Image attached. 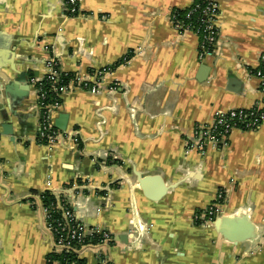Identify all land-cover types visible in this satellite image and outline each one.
<instances>
[{
    "label": "crops",
    "instance_id": "obj_1",
    "mask_svg": "<svg viewBox=\"0 0 264 264\" xmlns=\"http://www.w3.org/2000/svg\"><path fill=\"white\" fill-rule=\"evenodd\" d=\"M194 2L82 0L68 17L64 0H0V124L12 125V135L0 125V264H61L44 191L112 235L80 249L82 264H264V128L236 129L205 154L189 143L217 111L264 108L255 74L264 70V0H220L216 51L204 61L198 36L170 20ZM51 56L85 78L113 67L99 92L63 96L54 147L41 142L30 82ZM220 189L215 220L196 222ZM243 215L252 237L218 230L220 217ZM246 226L226 229L240 237Z\"/></svg>",
    "mask_w": 264,
    "mask_h": 264
},
{
    "label": "built area",
    "instance_id": "obj_2",
    "mask_svg": "<svg viewBox=\"0 0 264 264\" xmlns=\"http://www.w3.org/2000/svg\"><path fill=\"white\" fill-rule=\"evenodd\" d=\"M82 0H64L67 7V16L75 17L81 13ZM220 16V0H195L193 5L180 13L175 9L170 14V20L176 30L182 34L194 33L198 36V58L206 60L216 51L218 41L217 22ZM126 60H128L126 58ZM264 63V55L261 56ZM113 67L108 66L96 70L85 78L79 74L62 71L59 61L51 56L45 65V73L30 78L31 85L36 89L40 108V138L42 143L54 147L64 138L62 131L56 126L55 114L62 107V98L65 94L77 89H85L91 93L99 92L103 77L110 73ZM262 80L264 91V70L260 68L255 73ZM53 98L48 100V95ZM264 128V108L252 107L249 109H229L215 113L210 123L196 126L194 135L190 139V147L205 154L208 146L224 148L229 144L232 131L236 129L255 131ZM226 202V192L218 191L216 200L212 205L195 214L196 222L202 224L212 223L221 205ZM61 217L53 215L50 208L43 207L45 222L54 239L55 254L74 252L87 246L109 243L112 235L99 228L89 229L79 221L68 207H60ZM94 241V242H93ZM102 264H108L103 260Z\"/></svg>",
    "mask_w": 264,
    "mask_h": 264
},
{
    "label": "trees",
    "instance_id": "obj_3",
    "mask_svg": "<svg viewBox=\"0 0 264 264\" xmlns=\"http://www.w3.org/2000/svg\"><path fill=\"white\" fill-rule=\"evenodd\" d=\"M180 13H185V10H179ZM51 98H53V95L50 94L48 95V100H51ZM41 142H43L41 140ZM38 193V192H36ZM39 194V200H40V204L42 207H47L50 208L53 211V215L56 217H61L62 215V211L60 210V207L58 205V201L56 199V196L54 195V193L50 192V191H44ZM94 242V241H93ZM52 259L54 260H58L61 262V264H82V261L80 259H78L77 254H75L74 252H70V253H62V254H54L52 255Z\"/></svg>",
    "mask_w": 264,
    "mask_h": 264
},
{
    "label": "water",
    "instance_id": "obj_4",
    "mask_svg": "<svg viewBox=\"0 0 264 264\" xmlns=\"http://www.w3.org/2000/svg\"><path fill=\"white\" fill-rule=\"evenodd\" d=\"M20 76H23L20 74ZM56 124V123H55ZM1 125V128H2V133L3 134H6V135H12V125L9 124V123H6V122H3L0 124ZM56 126L61 129L62 127L57 125ZM242 220L243 222H245V224L247 225L246 226V230L244 231L243 235H241L240 237H235L234 235H230V233L227 231L226 229V225L228 223H232V221H235V220ZM216 225L218 227V230L223 234L225 235L226 237L230 238V239H233L234 240H237V242H241L243 241L244 239H247L249 237H252L253 236V226L252 224L249 222V220L247 219V217L245 215L243 216H234V217H231V216H222L220 217L217 221H216Z\"/></svg>",
    "mask_w": 264,
    "mask_h": 264
}]
</instances>
